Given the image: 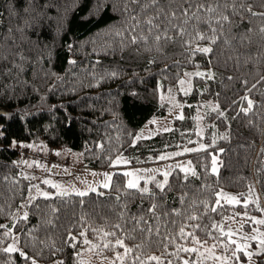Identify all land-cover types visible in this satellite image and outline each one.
<instances>
[{
    "label": "trees",
    "instance_id": "obj_1",
    "mask_svg": "<svg viewBox=\"0 0 264 264\" xmlns=\"http://www.w3.org/2000/svg\"><path fill=\"white\" fill-rule=\"evenodd\" d=\"M261 13L264 0H0V264H81L85 239L99 245L96 254L119 253L115 264H184L189 244L227 239L214 225L264 217ZM186 76L192 85L178 91L182 114L172 127L135 141L166 115L160 91L177 92ZM22 142L79 150L93 168L115 167L119 154L145 165L179 153L195 171L175 168L147 192L116 170L109 187L84 196L34 195ZM21 206L25 216L16 215ZM13 234L20 249L9 252ZM256 259L264 264V251Z\"/></svg>",
    "mask_w": 264,
    "mask_h": 264
},
{
    "label": "rangeland",
    "instance_id": "obj_2",
    "mask_svg": "<svg viewBox=\"0 0 264 264\" xmlns=\"http://www.w3.org/2000/svg\"><path fill=\"white\" fill-rule=\"evenodd\" d=\"M181 81L177 85V92L175 89L170 88L160 91L161 101L168 104V111L164 116H154L147 121L137 131L134 138L135 141L138 140L137 137H150L158 131L170 129L175 117L182 114V104L178 97V91L189 90L192 85V78L186 76ZM209 104L215 106L212 102H209ZM200 121L202 122V118H200ZM18 148L21 151L22 168L25 167V163L27 162L24 173L28 178L34 180L35 189L31 191L34 195H44V193L48 195L55 193H88L93 190L95 191L104 187L105 183H108L110 186L116 170L132 173L131 176L125 175L126 183L128 184V181L132 180L140 188H148L150 185L149 181L158 176H160L159 184L164 185V173H168L166 178L168 179L169 174L175 168H180L186 173H194L195 171L194 163L189 156H178L176 153H171L168 159L164 161L145 165H130L125 162L127 161V156L119 154L113 160V166L115 167L93 168L84 164L83 154L79 150L69 151L62 148H49L43 142H22L18 144ZM118 159L121 161L119 164L116 163ZM218 168L219 162L217 157H215L213 170L217 171ZM105 174L108 175L106 176ZM53 185H57V187H53ZM50 186L53 189H49ZM222 191L219 194H222ZM227 196L235 197L239 200L234 194ZM16 215L25 216L26 209L24 207L19 208ZM259 220H264V217L260 214L229 217L223 223L222 228L225 233L231 231L232 235L227 236V239L224 238L221 241L214 239L208 242L196 243L195 241L189 244L188 248L197 249L196 252H189L193 256L189 264H260L256 257L263 252L261 249L264 246L260 244V241L264 240V227H262L263 224L257 223ZM231 241H235L236 243L233 244L234 246L231 245L232 247H229L232 244ZM96 244L92 242L79 251L81 264H113L116 257L96 254V248H93V245ZM226 245L227 247H225ZM238 246L243 254H245V259L241 258L238 251H236ZM9 247L20 249L17 234H13L11 241L5 245L6 249ZM234 252L235 257L233 256ZM249 252L254 253L251 258L247 255ZM223 257H228L229 259L225 261L222 259ZM34 262L35 264H45L37 260H34ZM48 264H58V262L54 261Z\"/></svg>",
    "mask_w": 264,
    "mask_h": 264
},
{
    "label": "snow or ice",
    "instance_id": "obj_3",
    "mask_svg": "<svg viewBox=\"0 0 264 264\" xmlns=\"http://www.w3.org/2000/svg\"><path fill=\"white\" fill-rule=\"evenodd\" d=\"M156 2H157V0H153V3H156ZM208 11H213V9H208ZM184 12L187 13V9H185ZM254 15H255V13H254ZM260 15H264V13H261ZM172 16L175 17V13H172ZM222 19L227 20L228 18H227V17H222ZM148 23L151 24L152 22H151V21H148ZM261 31H264V29H261ZM180 32H183V29H180ZM200 38H201V39H204L205 37L200 36ZM156 39L159 40L160 37L157 36ZM133 40H135V37L133 38ZM213 42H215V39H214V38H213ZM199 51H202V52L207 53V52H211L212 49H211V48H202V49H199ZM197 75H204V74H203V73H197ZM181 83H183V81H181ZM251 103H252V102L249 101V104H250V105H251ZM181 118H182V117H181ZM167 130H168V129H165V131H167ZM139 138H140V137H137V139H139ZM178 154H179V153H177V155H178ZM164 158H165V157H160V159H164ZM120 162H121V161H120L119 159L116 161L117 164H119ZM125 162H127V161H125ZM105 175L107 176L108 174H105ZM124 175L131 176L132 173H124ZM167 175H168V173H164V176H165V183L167 182V179H166V178H167ZM109 179H110V177H109ZM46 183H48V182L46 181ZM127 186H128L129 188H137V184L134 183L132 180H129V181H128ZM53 187H57V185H53ZM104 187H105V188L109 187V184H108V183H105V184H104ZM158 187H161V188H162L163 185H158ZM142 191L147 192L148 189H147V188H144V189H142ZM86 194H87V193H85V192H80V193H79V195H81V196H84V195H86ZM44 195L47 196L48 194H47V193H44ZM218 195H224L225 199H226L227 202H229V203H239V201H238L235 197H229V196H227L226 194H218ZM216 203H217V205H219V200H217ZM154 208H155V206H153V210H154ZM213 210H215V209H213ZM192 219H195V217H192ZM257 223L264 224V220H259V221H257ZM214 226H215V227H219V228H220V231H221L222 234H224V235H226V236H231V235H232L231 231H229V232H227V233H224V230H223L222 227H220L219 225H214ZM115 227L119 228V225H116ZM197 227H198V225H197ZM81 235H83V233H81ZM109 235L114 236L115 233H114V232H113V233L103 232V237H107V236H109ZM181 235H182V236H184V235L192 236L193 234H192V233H184L183 229H181ZM103 237H102V239H103ZM193 238L195 239V237H193ZM253 239H255V237H253ZM84 242L87 243V244H90V243H91V242L88 241L87 239H85ZM199 242H200L199 240H196V243H199ZM231 243H232V244H235L236 242H235V241H231ZM115 244H116V245H119V246H122V247L124 246V245H123V240H120V239H117L116 242H115ZM260 244H261L262 246H264V240H261V241H260ZM73 246H75V245H73ZM96 247H99V245H93V248H96ZM104 247H105V248L109 247V244H108L107 242L104 243ZM213 247H215V245H213ZM225 247H227V245H226ZM245 247H247V246H245ZM5 250L11 252V251H15L16 249H14L13 247H9V248H7V249H5ZM181 250H182V251H185V252H196V251H197L196 248H183V249H181ZM129 251H131V249L125 247V253H127V252H129ZM236 251H240V247H239V246L237 247ZM261 251H264V248H262ZM247 255H248L249 258H251V256L254 255V253L249 252V253H247ZM233 256L235 257V252L233 253ZM116 258H117V259H120V258H121L119 253H117V257H116ZM236 258L238 259V257H236ZM149 259H151V260H157V261H158V260H159V257H155V256H153V257H150ZM222 259H224L225 261H227L229 258H228V257H223ZM33 264H35L34 261H33ZM113 264H114V262H113ZM184 264H189V262H188L187 260H185V261H184Z\"/></svg>",
    "mask_w": 264,
    "mask_h": 264
},
{
    "label": "crops",
    "instance_id": "obj_4",
    "mask_svg": "<svg viewBox=\"0 0 264 264\" xmlns=\"http://www.w3.org/2000/svg\"><path fill=\"white\" fill-rule=\"evenodd\" d=\"M43 147H44V146H43ZM45 149H46V148H45ZM25 164H26L25 167H27V162H26ZM25 167H24V168H25ZM24 168H23V170H24Z\"/></svg>",
    "mask_w": 264,
    "mask_h": 264
}]
</instances>
